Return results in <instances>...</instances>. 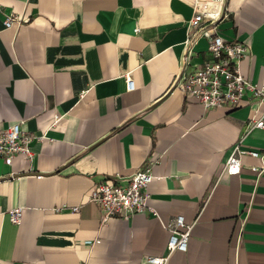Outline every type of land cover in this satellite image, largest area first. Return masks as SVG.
Here are the masks:
<instances>
[{"label":"crops","instance_id":"0c3cea01","mask_svg":"<svg viewBox=\"0 0 264 264\" xmlns=\"http://www.w3.org/2000/svg\"><path fill=\"white\" fill-rule=\"evenodd\" d=\"M195 0H0V129L22 123L33 157L0 158V264H148L177 216L193 224L168 264H264V103L206 109L175 85ZM219 32L248 46L241 73L264 77V0H229ZM8 15L18 24L6 28ZM208 42L191 63L208 60ZM130 74L135 88L127 89ZM150 166L151 212L103 221L97 182ZM24 208L21 225L6 213ZM73 208H78L75 211Z\"/></svg>","mask_w":264,"mask_h":264},{"label":"built area","instance_id":"2783aa9c","mask_svg":"<svg viewBox=\"0 0 264 264\" xmlns=\"http://www.w3.org/2000/svg\"><path fill=\"white\" fill-rule=\"evenodd\" d=\"M229 0H195L194 16L188 24V37L185 42L183 66L176 76L175 85L188 98L198 101L206 109L236 108L246 97L258 104L264 103V77L258 82L246 78L240 71L239 64L248 53V46L239 40H230L219 32V24L228 17ZM19 17L8 15L4 21L6 28L18 24ZM199 40L208 42V60L200 66L191 63L193 46ZM127 89L134 90L135 85L130 74L126 76ZM253 128L264 130V119L253 118L247 123L245 133ZM37 137L24 131L22 123H15L0 129V158L11 166L19 156L26 159L33 157L31 144ZM249 154L264 158L257 150H246L242 141L233 148L223 164V172L229 175L239 174L242 170L241 157ZM155 179L150 166H146L130 178L121 176L107 177L97 182L89 193V201L95 204L103 214V221L118 217L129 221L137 214L151 212L148 206V187ZM75 211L78 208H73ZM11 223L21 225L24 208L17 207L6 212ZM169 232L167 255L150 256L148 264H168L170 256L176 252L188 250L193 224H188L184 216L172 219L165 226Z\"/></svg>","mask_w":264,"mask_h":264}]
</instances>
